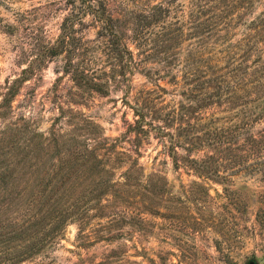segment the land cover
Listing matches in <instances>:
<instances>
[{
  "label": "rangeland",
  "instance_id": "obj_1",
  "mask_svg": "<svg viewBox=\"0 0 264 264\" xmlns=\"http://www.w3.org/2000/svg\"><path fill=\"white\" fill-rule=\"evenodd\" d=\"M96 1L99 0H91L90 4L96 6ZM72 2L0 0V96L5 92L4 82L17 78L26 68V62L37 53L36 44L56 40L63 18L73 8ZM103 2L114 16H120L132 24L125 31L126 42L137 59L141 58L138 54L141 52L130 38L133 37V24L137 23L132 22V16L156 4L167 7L169 14L165 22H158V25L153 23L141 37L152 40L158 32L166 29L176 40L173 49L166 55L144 59L141 67L144 73L135 71L130 75L126 88L116 89L111 85L105 96L94 94L81 101V105L72 106L80 115H76L77 120L70 123L68 117L53 123L59 112L51 103L54 100L51 89L54 80L61 75H57V72H61L63 64L61 57L53 59L37 71L36 78L31 77L22 86L12 103L11 112L7 113L9 115L0 118V129L4 124L9 125L8 122L15 124L14 129L0 141V161L11 159L16 162L25 157L29 160L28 152L34 150L38 142V139H32V134L42 135L47 140L50 128L58 134L78 135L82 115V119L94 126L101 138L109 142L119 138L125 131L126 121L133 119L125 102L132 104L131 96L144 87L151 88L153 80L167 89V107H176L179 102L195 105L182 97L183 83L178 84L176 92H173L175 86L166 83L169 77L165 72L166 68H170L171 75L183 82L184 61L203 42V32L195 29L197 24L203 22H193L194 19L203 21L206 18L203 16V0ZM83 6V2L76 0L78 14H81ZM263 10L264 0H254L251 6L246 4L237 9L226 22H221L204 34L208 42L206 52L220 57L227 44L231 43L238 46L236 53L239 52V56L250 53V62L257 55H264V34L259 38L261 29L252 27L250 22ZM218 13L220 10L210 15ZM91 20V16L82 18L87 26L78 34L87 40H93L97 31V27L90 25ZM197 31L199 33L193 35ZM152 48L144 49L151 52ZM168 61L170 64H167ZM223 62L220 60L219 65H223ZM150 76L154 79H149ZM70 86L67 78L60 80L57 100L63 102L70 92ZM69 107L62 106L66 112ZM214 111H217L218 117L215 123L224 125V117L229 112L222 111V108L208 112ZM23 124L30 126V133L20 129ZM118 146V152L124 148L133 149L128 143H117ZM64 150L65 145L62 153ZM42 153H46V150H42ZM129 153L133 157L124 158L113 177L120 178L119 173L132 166L130 173L136 179L130 185L121 180L122 186L115 189L122 201L104 197L102 204L108 205L102 212L105 215L98 216L95 210H90L86 225L82 226L81 221L66 223L51 245H45L42 252L19 264H264V181L258 174L232 172L223 168L208 170L203 169V163L184 161L188 157L202 158L203 151L185 153L183 149H178L177 158L172 161L164 153L161 141L157 142L152 135L140 146L138 155ZM59 158L61 155H53L47 160L44 171L51 170L48 168L52 164L55 169L50 174L59 173L60 168L66 166L69 156L64 155L60 161ZM214 171L226 179H219ZM43 172L45 179L40 182L45 184L47 177ZM19 190L16 189L15 193ZM76 193L78 198L89 197L81 189ZM3 201L0 199V240L5 239L6 231L11 232L8 229L13 227L8 224L12 223L13 218H17L19 226L23 223V218L16 214L21 203L6 206L7 201ZM41 209L31 206L24 213V219L30 220L34 214L41 216Z\"/></svg>",
  "mask_w": 264,
  "mask_h": 264
},
{
  "label": "trees",
  "instance_id": "obj_2",
  "mask_svg": "<svg viewBox=\"0 0 264 264\" xmlns=\"http://www.w3.org/2000/svg\"><path fill=\"white\" fill-rule=\"evenodd\" d=\"M79 1L84 5L81 14L76 12V0H73V8L63 18L56 40L53 43L36 44L37 53L26 62V68L21 70L17 78L4 82L5 92L0 96V118L9 115L7 113L11 112L12 103L22 86L31 77L36 78L37 71L55 58L61 57L63 64L61 72H57V75H61L54 80L51 89L54 100L50 102L59 112L53 123L67 117L70 123L77 120L76 115H80L72 106L81 105V101H86L94 94L105 96L111 85L116 89L126 88L130 75L135 71L144 73L141 68L144 59L166 55L173 49L176 40L166 29L158 32L152 40L141 37L153 23L158 25V22H165L169 9L162 4L151 6L131 18L132 22H137L133 24V37H130L138 52H141L138 53L141 58L137 59L126 42L125 31L132 25L130 21L114 16L103 0L96 1V6L90 4L91 0ZM253 1L203 0V16L206 18L193 21L203 22L195 27L203 32V42L186 57L183 82L171 75L170 68H166L165 72L169 77L166 83L175 86L173 92H176L178 84L183 83L182 97L194 102V106L179 102L176 107H167V89L150 76L152 87H144L133 94L132 104L125 102L133 119L131 122L126 121L125 131L119 138L111 142L101 138L94 126L82 119V115L78 135L58 134L50 128L47 140L42 135L32 134V139H38V142L34 150L28 152L29 160L25 157L16 162L11 159L0 161V199L7 201L6 206L9 203H21L16 214L23 219L31 206L42 207L41 216L34 214L30 220L21 218V226L17 218L8 224L13 228L8 229L11 232L5 230V239L0 240V264H19L33 258L42 252L45 245L54 242L66 223L81 221L82 226L86 225L90 210H95L98 216L105 215L102 212L108 205L102 204L104 197L122 201L115 189L121 187L122 182L130 185L136 178L130 173L132 166L120 172L118 179L113 178L114 172L124 158L133 157L129 152L138 155L140 146L150 135L157 142L161 141L164 153L172 161L177 158L178 149H183L185 153L203 151L202 158L188 157L184 161L203 163V169L208 170L223 168L231 169L232 172L258 174L264 181V55H257L250 62V53L239 56V52L236 53L238 46L229 43L222 51V56L218 57L206 52L208 42L204 38L205 33L226 22L237 9L246 4L251 6ZM217 10L220 13L210 15ZM85 16H91L90 25L97 27L93 40L78 35L87 26L82 22ZM250 22L252 27L261 29L260 38L264 34V10ZM145 47H153V51L149 52ZM220 60L224 61L223 65H219ZM63 78H67L72 86L63 102H60L57 94L59 82ZM63 105L71 106L68 112L63 110ZM217 108L229 112L222 126L215 123L217 111L208 112ZM8 123L0 129V141L14 129L15 124ZM20 129L30 133L27 124H23ZM89 141L92 144H88ZM121 142L128 143L133 149L124 148L118 152L117 143ZM63 145L65 150L62 153ZM42 150H46V153H42ZM53 155H61L59 161L64 155H68L69 159L59 173L50 174L55 169L54 165L50 164L51 168L48 169L51 170L44 169L46 161ZM42 172L47 177L45 184L40 182L45 179ZM214 173L220 177L218 172ZM19 188V192L15 193ZM79 189L89 197L78 198L76 192Z\"/></svg>",
  "mask_w": 264,
  "mask_h": 264
},
{
  "label": "water",
  "instance_id": "obj_3",
  "mask_svg": "<svg viewBox=\"0 0 264 264\" xmlns=\"http://www.w3.org/2000/svg\"><path fill=\"white\" fill-rule=\"evenodd\" d=\"M250 264H255L254 262H250Z\"/></svg>",
  "mask_w": 264,
  "mask_h": 264
}]
</instances>
